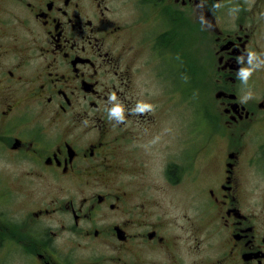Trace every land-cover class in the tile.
Returning a JSON list of instances; mask_svg holds the SVG:
<instances>
[{
    "label": "flooded vegetation",
    "instance_id": "flooded-vegetation-1",
    "mask_svg": "<svg viewBox=\"0 0 264 264\" xmlns=\"http://www.w3.org/2000/svg\"><path fill=\"white\" fill-rule=\"evenodd\" d=\"M263 5L0 0V264H264Z\"/></svg>",
    "mask_w": 264,
    "mask_h": 264
},
{
    "label": "rangeland",
    "instance_id": "rangeland-1",
    "mask_svg": "<svg viewBox=\"0 0 264 264\" xmlns=\"http://www.w3.org/2000/svg\"><path fill=\"white\" fill-rule=\"evenodd\" d=\"M256 0H245V2L247 4H249V6L252 5V2H254ZM262 12L264 14V5H263V9ZM203 92V90L201 89L200 94ZM183 94L181 92H177V103H181L180 100L183 98ZM162 99V98H161ZM182 107H184V109H178L177 113H176V130L175 133L178 134V132L182 131V129H180L181 125L184 124L186 117H189V112L187 110H185V108L187 107V105H185L184 103H182ZM172 122L167 123L166 127L171 126ZM162 134L167 133L168 134V129L167 131H164L162 129ZM162 165H158L154 172H155V178H157L158 180V171L161 170ZM163 183V181L161 182ZM191 190H184V189H174L173 187H168V188H156V189H152L150 191V193L158 199V201H160L161 203V209L157 208L160 212H164L165 209L169 211L170 214H175V216H182L184 214H187V210H189V213L192 214L194 216V211L192 208V195H191ZM184 200V201H182ZM176 203V207H173V204Z\"/></svg>",
    "mask_w": 264,
    "mask_h": 264
},
{
    "label": "clouds",
    "instance_id": "clouds-1",
    "mask_svg": "<svg viewBox=\"0 0 264 264\" xmlns=\"http://www.w3.org/2000/svg\"><path fill=\"white\" fill-rule=\"evenodd\" d=\"M120 111H121V110H120L119 108L115 109V113H116V114H119Z\"/></svg>",
    "mask_w": 264,
    "mask_h": 264
}]
</instances>
